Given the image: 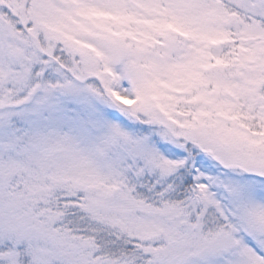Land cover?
<instances>
[{
	"label": "rangeland",
	"instance_id": "1",
	"mask_svg": "<svg viewBox=\"0 0 264 264\" xmlns=\"http://www.w3.org/2000/svg\"><path fill=\"white\" fill-rule=\"evenodd\" d=\"M81 236L264 264V0H0V264L147 263Z\"/></svg>",
	"mask_w": 264,
	"mask_h": 264
},
{
	"label": "trees",
	"instance_id": "2",
	"mask_svg": "<svg viewBox=\"0 0 264 264\" xmlns=\"http://www.w3.org/2000/svg\"><path fill=\"white\" fill-rule=\"evenodd\" d=\"M29 27L30 26L28 25V28ZM40 41H42V40L40 39ZM45 41L46 40H43V42H45ZM60 48L63 51L64 48L63 47H60ZM193 164H194V152H191L190 156L188 158V161L184 167L179 168V169H172L173 167H171V169H169L172 172L176 171L175 176L172 178L178 180L177 183H179V185H180L179 194L182 197H184L185 200L189 201L190 204L196 202L197 195H198L196 192V188L194 187V184H193L192 173H191ZM164 165L166 166V164H159V166H161V167ZM161 167H159V168H161ZM171 182L173 183L174 181L170 178V184H171ZM152 184H154V181H151L150 185H148V186L142 185V186L138 187L136 189L137 191L134 192L133 197L138 199V200L146 201L147 204H153L156 197H158V196H155V194H153L154 191L150 190L152 188ZM54 202L56 204L58 203V205H59V202H63V200L60 198V199L54 200ZM69 210L70 209H67L66 211H69ZM70 211L71 212L69 213L68 216H72L75 213H77L73 209H71ZM68 216L66 219L70 220L71 217H68ZM68 228H70V227H68ZM56 230L57 229H55L53 227V231L55 232ZM89 238H90V240L89 239L86 240V237H84V236L80 237V240L85 241L84 242V245H85L84 249H88V250L95 249V251H96L95 254H93L92 252H89V251L86 252V253H88V255L85 253L86 259L89 257L91 259H95V260L106 259L105 254H106V251L108 250L109 254L111 253L113 255V257L115 258V261H118V260H123V258H125L123 256L125 253H126V255H129L130 251L131 252L138 251L140 255L143 254L145 259H147L146 264H152V262L151 261L148 262V260H151L152 258H154V256H158L159 254L167 255L168 251L172 250V247L174 244V242L173 243L171 242V243L165 244L163 246H159L157 243H155V244H153V246H150L149 244H147V246L144 247V246H138L132 240H131V242L129 240L130 243L127 245L123 244L122 240L121 241L118 240V241H116V245L120 244V246L117 247V251L115 252V250H114L115 247L107 248V250H105L103 247H101L99 242H98V240H99L98 237L90 236ZM135 246H136V248H135ZM141 258H143V257H141ZM64 264H67V263L65 262Z\"/></svg>",
	"mask_w": 264,
	"mask_h": 264
},
{
	"label": "bare ground",
	"instance_id": "3",
	"mask_svg": "<svg viewBox=\"0 0 264 264\" xmlns=\"http://www.w3.org/2000/svg\"><path fill=\"white\" fill-rule=\"evenodd\" d=\"M118 96H119V98H121V99H124V98H125L124 96H121V95H119V94H118ZM124 100H125V99H124Z\"/></svg>",
	"mask_w": 264,
	"mask_h": 264
}]
</instances>
